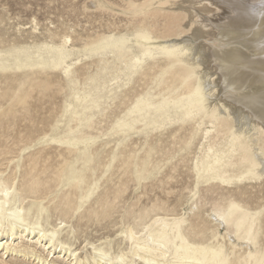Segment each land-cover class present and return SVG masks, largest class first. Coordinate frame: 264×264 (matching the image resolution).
I'll use <instances>...</instances> for the list:
<instances>
[{"label":"bare ground","instance_id":"bare-ground-1","mask_svg":"<svg viewBox=\"0 0 264 264\" xmlns=\"http://www.w3.org/2000/svg\"><path fill=\"white\" fill-rule=\"evenodd\" d=\"M178 2L131 0L128 10L137 18L133 38L142 48V54L133 61L138 64L145 57H153L155 50L160 51L164 61L160 64L162 79L167 84L165 101L184 108L180 117L176 114L180 123H175L177 127L169 131L170 136L183 142L185 149L200 136V154L191 166L194 180L188 188L190 195L185 201L182 197L177 200L186 202V210L179 212L159 198L140 205L138 194L135 202L118 210L109 201L112 194L110 197L106 194L97 208L82 211L84 205H68L63 209L66 216L84 214L79 217L87 221L76 225L83 231L93 225L96 232L108 230L100 236L85 235L81 240L71 234L76 226L67 229L63 218L61 227L55 224L50 229L39 220H31L29 208L23 206L21 198L19 204H9L12 186L4 182L0 183L2 256L12 249L34 257L37 264H264V193L260 195L264 187V0H181L179 6L184 12L173 11L161 24L157 17L166 9L154 5ZM184 32L189 35L172 39L182 37ZM131 39L126 34L109 35L93 41L88 48L90 51H104L110 45L120 48ZM70 40V36H65L63 45ZM73 64H66L65 72ZM155 65L148 67L152 69ZM213 74L217 76L210 79ZM180 130L183 132L179 135ZM155 148V144L148 143V156L142 157L144 161L140 163L139 186L147 187L144 183L149 179L145 172H150L147 159L151 160ZM166 176L165 183L170 184L173 176ZM257 185L261 188L253 193ZM127 189L118 188L114 198ZM142 193L145 195L147 191ZM115 212L120 213L119 217L102 223ZM17 239H20L18 246L10 247Z\"/></svg>","mask_w":264,"mask_h":264},{"label":"rangeland","instance_id":"rangeland-1","mask_svg":"<svg viewBox=\"0 0 264 264\" xmlns=\"http://www.w3.org/2000/svg\"><path fill=\"white\" fill-rule=\"evenodd\" d=\"M102 1L0 0V183L12 186L9 204L15 206L21 198L23 206L29 208L31 220H39L50 229L55 224L61 227L63 219L67 229L85 223L86 218L79 217L84 214L66 216L63 209L68 205H84L82 211L97 208L106 194H112L109 201L116 209L135 202L138 194L140 205L159 198L182 212L187 204L178 202V197L185 201L190 195L188 188L193 186L191 166L200 154V136L185 149L183 142L169 134L177 127L175 123H180L177 116L184 108L165 101L167 84L162 79V53L155 50L153 57H145L138 64L133 61L142 54V48L133 38L137 18L129 13L131 0ZM177 1L176 6L154 5L166 9L158 14L161 24L173 11L184 12L179 6L181 0ZM187 33L172 39L179 40ZM121 34L132 38L126 46L110 45L104 51L88 48L93 41ZM65 36L74 39L66 46ZM161 40L166 39L158 41ZM72 62L70 71L65 72L64 66ZM152 63L156 65L151 69L148 66ZM214 75L217 76L210 75V79ZM148 143L158 148L153 150L155 154L151 153L153 162L147 159L150 172L144 174L149 177L145 187L137 184V178L140 163L148 156ZM166 175L173 176L170 184L165 183ZM151 181L156 185L150 186ZM118 188L127 190L115 199ZM260 188L257 185L253 193ZM143 191L147 193L144 195ZM263 193L262 186L260 195ZM119 215L115 212L102 223ZM95 227H84L83 231L76 226L71 234L82 240L85 235L100 236L108 231L96 232ZM19 242L17 239L10 247ZM22 254L12 249L3 256L0 252V264H37L34 257Z\"/></svg>","mask_w":264,"mask_h":264}]
</instances>
